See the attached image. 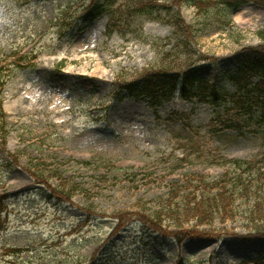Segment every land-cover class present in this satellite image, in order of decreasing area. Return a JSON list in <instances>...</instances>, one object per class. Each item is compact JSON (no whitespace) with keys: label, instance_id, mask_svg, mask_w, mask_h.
Instances as JSON below:
<instances>
[{"label":"rangeland","instance_id":"obj_1","mask_svg":"<svg viewBox=\"0 0 264 264\" xmlns=\"http://www.w3.org/2000/svg\"><path fill=\"white\" fill-rule=\"evenodd\" d=\"M128 1L110 0L108 12L91 21V0H0V59L32 50L40 56L35 64L24 59L32 66L11 67L0 97V196L10 195L0 217V264L18 259L14 247L26 250L20 264H255L264 255L263 241L178 244L138 224L111 241L115 220L83 211L111 216L139 200L154 209L185 173L209 180L233 176L237 168L228 160L264 152L260 106L254 120L233 101L217 106L190 99L182 84L160 104L115 88L159 68L175 46L167 21L181 13L195 29L194 57L212 59L197 63L198 76L220 94L236 93L229 75L244 49L263 44L264 7L249 1L198 13L165 2L143 15L131 14ZM238 114L251 119L249 125L228 128ZM28 169L47 173L54 189L62 177L77 183L72 203L51 201L47 186L37 185Z\"/></svg>","mask_w":264,"mask_h":264},{"label":"trees","instance_id":"obj_2","mask_svg":"<svg viewBox=\"0 0 264 264\" xmlns=\"http://www.w3.org/2000/svg\"><path fill=\"white\" fill-rule=\"evenodd\" d=\"M160 1L170 2L171 6L178 8L184 5L193 6L198 13H206L210 8L220 4L228 8H238L249 1H254L264 6V0H131L129 1L130 7L133 8L131 14L151 13L161 6ZM104 11L105 5H100L99 0L91 1L92 19ZM168 23L175 28L174 50L165 54L159 68L147 69L137 80L127 82L126 89L129 93L137 97L146 96L161 103L169 99L176 91L177 84L182 82V92L185 96L189 98L200 96L201 101L207 100L217 106L233 101L236 106L242 105L246 110L245 115L249 113L254 120L257 114L254 107L260 106L263 113L259 117V125L263 127L264 31L259 34L263 44L244 49L237 70L229 75V80L237 86V92L220 94L217 88L209 87L208 82L201 79L196 71L199 65L197 63L212 59L194 57L191 49L195 44L194 27L187 24L180 14L172 16ZM175 65H178V68L175 69ZM256 79L259 81L255 82ZM4 81V78H0V85ZM195 86L198 87V92L194 91ZM238 115L228 119L230 123L228 128L242 130L249 125L251 119H244L242 114ZM218 117L216 120L222 118L220 114ZM240 120L243 124H240ZM230 164L237 168L233 176L226 172L217 180H208L204 176L196 178L195 175L187 174L183 183H171L173 190L172 192L169 190L168 198L159 207L150 208L144 201L139 200L131 209L115 212L111 217L117 220V226L112 236L137 220L148 230L164 238L172 237L180 244L188 240L264 241V152L259 159L250 161L236 159L231 160ZM32 175L36 177L38 183L50 189L53 197L61 199V202L71 203L79 188V185L70 178L62 177L64 181L54 189L46 182L48 174L44 171L35 170ZM2 200L0 199V206L3 205ZM84 210L90 216L97 214L108 217L105 214H98L92 208ZM235 224H240L244 230H238ZM14 252L21 254L23 251L15 249ZM258 261H264V258L260 257Z\"/></svg>","mask_w":264,"mask_h":264},{"label":"bare ground","instance_id":"obj_3","mask_svg":"<svg viewBox=\"0 0 264 264\" xmlns=\"http://www.w3.org/2000/svg\"><path fill=\"white\" fill-rule=\"evenodd\" d=\"M239 19L241 20V19H243V17H242V16H240V18H239ZM100 71H102V70H100Z\"/></svg>","mask_w":264,"mask_h":264}]
</instances>
